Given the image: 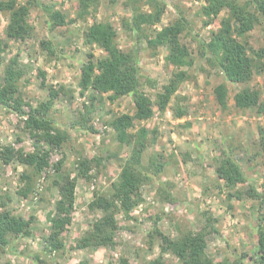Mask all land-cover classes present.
<instances>
[{
    "label": "rangeland",
    "instance_id": "374dc122",
    "mask_svg": "<svg viewBox=\"0 0 264 264\" xmlns=\"http://www.w3.org/2000/svg\"><path fill=\"white\" fill-rule=\"evenodd\" d=\"M44 1L55 3L56 8L66 14L68 21L50 29L46 12L39 7L32 8L29 16L34 28L32 35L22 41L9 40L3 57L4 62H7L18 55L26 69L20 83L24 102L36 106L49 98L50 86L58 91L50 115L56 126L65 130L69 137L61 149L51 151L50 166L35 179V188L28 196L20 192L25 186L21 174L24 170L32 171L31 168L18 161L10 164L0 161V197L9 196L8 206L15 215L35 216L31 234L18 238L1 251L0 264H80L81 261L105 264L122 255L129 258L130 264H149L160 254L158 242L153 246L146 243L147 234L153 227L151 216L156 215L161 216L158 227L172 237L178 236V228L200 230L207 225L209 231L216 230L209 233L207 238L208 254L217 262L225 260L228 264H257L252 255L257 249V228L262 218L264 224V113L260 114L256 108H236L233 96L245 86H250L257 88L261 98H264V73H256L247 83L226 81L218 68L198 56L194 41L195 34L208 40L210 32L217 30L221 18L226 16L227 9L220 12L213 24L204 26V18L199 12L206 0H165L167 6L162 24H168L183 14L189 20L188 29L191 30V33L184 32L182 39L193 49L195 61L192 66L185 67L189 78L172 97L173 102L180 101L186 113L182 117H175L171 106L165 111L155 106L151 118L136 121L130 132L142 126L150 132L157 129L156 140L144 153L143 161L146 163L152 152L161 151L168 157L166 169L158 177L151 174L152 181L142 187L145 200L133 209L131 216L134 218L118 213L116 246L77 249V239L101 214L99 210L90 209L89 204L96 194L109 195L112 192L113 184L130 153V146L118 140L108 121L114 115L134 111L130 96L111 101L109 94L96 93L95 104L98 106L91 114L90 121L96 131H87L77 126L75 128L73 122L84 112V105L91 104L92 94L91 91L81 94V66L88 52H92L96 58L106 53L97 44H86L84 31L95 18L98 21H111L115 25L120 48L132 49L138 40L136 33L122 24V19L131 15V9L125 5L126 0L115 3L102 0L85 20L76 19L78 0ZM142 8L148 9L146 5H142ZM260 18V22L247 34L254 48H264V18ZM7 24V14L0 13L2 38H7ZM47 40L52 42L55 53L50 54L42 49L41 42ZM138 42L141 89L154 100L157 90L149 84L148 78L157 80L158 86H161L176 67L166 62L167 50L164 47H159L155 52L144 39ZM3 67L4 63L0 62V77ZM223 81L228 85L225 108L218 104L214 93V87ZM24 108L29 110L27 105ZM0 145H13L25 152L34 150V139L23 129L22 117L1 106ZM228 147L234 150L246 172L247 181L236 186L242 192L241 197L234 194L228 198L229 189L216 173L218 161ZM95 156H101L103 161L91 168L90 179L77 178L72 224L64 235L66 248L60 253H43L45 239L51 231L49 214L53 211L55 213L59 197L57 187L52 184L53 180H61L66 175L77 177L79 159ZM184 157L187 161H184ZM59 160L63 161V173H57L54 168ZM159 178L172 186L173 201L158 195ZM250 188L254 189L256 197L247 193ZM208 218H211V226H208ZM35 254L44 262L34 260ZM163 256L164 264H183L170 252Z\"/></svg>",
    "mask_w": 264,
    "mask_h": 264
},
{
    "label": "trees",
    "instance_id": "16d2710c",
    "mask_svg": "<svg viewBox=\"0 0 264 264\" xmlns=\"http://www.w3.org/2000/svg\"><path fill=\"white\" fill-rule=\"evenodd\" d=\"M115 3L118 0H109ZM79 6L76 19H87L102 0H78ZM140 2H142L140 4ZM125 5L131 9L129 18H123L122 24L129 31L136 33L137 40L144 39L147 46L155 52L159 47L167 50L166 62L176 67L171 76L158 86L157 80L148 78L149 84L156 88L155 99L141 89L140 49L139 42L132 49L120 48L117 43V31L111 21H98L94 18L84 31V42L88 45L97 44L105 55L96 58L92 52L87 53V59L81 66L79 86L81 94L91 91V104L84 105V112L75 119V128L80 127L87 131H96L91 124V114L96 110L95 100L97 94H109L113 101L123 96H130L134 104L133 113L125 112L114 115L108 121L109 126L116 132L121 143L130 146L128 154L110 194H96L89 204L90 209L99 210L100 216L96 218L91 227L77 239L75 248H97L101 246L114 247L117 244L116 235L119 229L118 213L131 216L133 209L145 200L142 187L152 181L153 176H159L166 169L168 157L161 151L152 152L146 163L143 156L146 150L157 137V129L151 132L146 127H135L137 120H148L154 114V107L165 111L171 106L175 117H182L186 113L180 101H172L173 95L181 84L189 78L185 67H190L195 61L193 49L183 41L182 34L191 33L189 20L181 14L168 24L163 23L166 9L165 0H126ZM142 5L148 7L143 10ZM39 7L46 12L50 29L64 25L68 20L65 13L57 9L55 3L44 0H0V13L8 16L5 28L7 38L0 37V62L4 63L3 73L0 77V106L13 111L22 117L23 129L34 139V150L25 152L22 148L13 145H0V161L10 164L18 161L31 168L24 170L21 179L25 182L21 193L28 196L35 188V179L50 166V153L54 149H61L69 135L65 130L56 126L50 115L58 96V91L49 87V98L36 106L24 102L20 92V83L26 74L25 67L20 63L18 55L4 62V53L8 49L9 40L22 41L33 33L30 24L32 8ZM223 9H227L226 16L220 20L217 30L211 31L206 40L199 34L194 35L197 44V53L201 59L218 68L226 81L236 83L249 82L256 73H264V48H254L247 34L264 18V0H206L200 7V16L204 18L203 25L208 26L215 22ZM161 24V27L158 26ZM188 29V30H187ZM41 47L50 54L55 53L50 40L42 41ZM204 71V67L201 68ZM42 75H45L43 73ZM44 85V84H43ZM225 81L214 87L217 102L225 108L228 98V87ZM100 103L102 98L99 99ZM234 106L238 109L256 108L260 114L264 113V98L257 88L245 86L233 96ZM29 106L26 110L24 106ZM79 125V126H78ZM264 133V129H263ZM101 156L82 157L77 162V177L66 175L63 179L55 178L53 185L57 187L59 197L54 211L49 214L51 231L45 239L42 250L45 254L60 253L66 248L64 235L72 224V214L76 201L77 178L90 179L89 171L93 166L100 165ZM184 161L187 158L184 157ZM63 161L54 164L57 173H63ZM216 173L219 179L225 182L229 189L228 198L236 194L242 196L236 186L247 181V176L236 153L230 147L224 151L223 157L218 161ZM153 176H152V175ZM160 180V178H159ZM158 195L168 201H173L172 186L160 180L157 186ZM247 193L255 196L253 188ZM9 196L0 197V252L20 237L30 235L35 216L29 217L15 215L9 208ZM153 227L148 232L146 243L153 246L159 243L160 254L149 264H164V254L172 253L183 264H228V261H215L208 254V234L216 230H208L204 225L200 230L178 228V236L172 237L158 227L160 215L151 216ZM208 226H211V218ZM261 220V218H260ZM263 220V218H262ZM258 223V245L255 251L257 264H264V224ZM178 227V226H177ZM34 260L44 262L38 255ZM4 264H11L5 262ZM80 264H89L81 261ZM105 264H130L127 256H120L117 260H110Z\"/></svg>",
    "mask_w": 264,
    "mask_h": 264
}]
</instances>
